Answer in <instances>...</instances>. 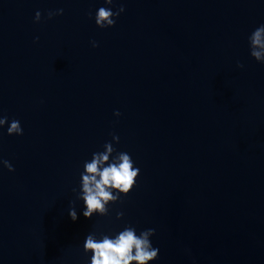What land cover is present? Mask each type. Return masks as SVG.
<instances>
[{
    "label": "water",
    "instance_id": "obj_1",
    "mask_svg": "<svg viewBox=\"0 0 264 264\" xmlns=\"http://www.w3.org/2000/svg\"><path fill=\"white\" fill-rule=\"evenodd\" d=\"M121 4L100 29L103 0H0V116L24 129H0V264H86L85 235L126 223L156 230L155 264H264V65L247 41L264 0ZM113 134L137 185L74 222L83 162Z\"/></svg>",
    "mask_w": 264,
    "mask_h": 264
},
{
    "label": "clouds",
    "instance_id": "obj_2",
    "mask_svg": "<svg viewBox=\"0 0 264 264\" xmlns=\"http://www.w3.org/2000/svg\"><path fill=\"white\" fill-rule=\"evenodd\" d=\"M114 0H103L93 16L95 25L100 29L115 26L117 19L125 8L121 4L114 11ZM63 15V9L48 12V19ZM41 20V12L36 11L34 22ZM38 39V38H37ZM250 56L258 63L264 65V24L256 27L247 37ZM92 41V47H98ZM238 67L244 65L238 62ZM116 117L121 113L114 112ZM6 128L8 136H22L24 129L21 122L7 115L0 116V129ZM119 136L113 134L111 141L102 145V150L94 151L90 159L83 162L79 172L77 187L72 189L75 200L70 202L69 216L75 222L78 219L77 203L80 205V214L91 219L94 216H109L111 205L122 202L121 198L127 196L137 185L141 169L127 151H120L114 145L119 144ZM0 165L9 172L15 168L8 160H0ZM124 213L116 212V220H122ZM156 234L154 228L138 230L131 223L122 228L108 231H90L83 239L82 250L87 257L86 264H155L159 259L160 249L152 243ZM193 264L196 261L193 260Z\"/></svg>",
    "mask_w": 264,
    "mask_h": 264
}]
</instances>
